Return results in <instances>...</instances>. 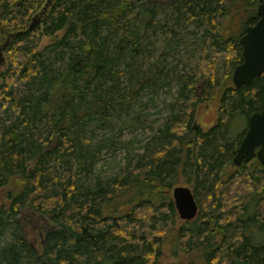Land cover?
<instances>
[{
  "label": "trees",
  "instance_id": "trees-1",
  "mask_svg": "<svg viewBox=\"0 0 264 264\" xmlns=\"http://www.w3.org/2000/svg\"><path fill=\"white\" fill-rule=\"evenodd\" d=\"M263 1L0 0V45L17 33L0 75V264H158L165 242L173 257L194 252L201 264H264V167L232 161L249 116L264 108V76L239 89L232 82L239 39ZM163 27L202 31L197 69L171 67L172 79L158 60L143 69ZM198 82L222 86L206 131L196 124ZM172 84L152 135L116 142L121 127L146 128L136 110L143 95L155 106L158 88ZM117 147L129 151L125 165L97 177L103 151ZM179 181L199 210L174 229Z\"/></svg>",
  "mask_w": 264,
  "mask_h": 264
},
{
  "label": "rangeland",
  "instance_id": "rangeland-1",
  "mask_svg": "<svg viewBox=\"0 0 264 264\" xmlns=\"http://www.w3.org/2000/svg\"><path fill=\"white\" fill-rule=\"evenodd\" d=\"M159 13L160 15L157 17V22L162 24L165 22V9L159 8ZM173 30L175 35H172V33L165 29V27L158 30V39L154 44L155 52L152 53V58H149V60L143 64V69L149 68L157 60L159 61L160 66L162 63L166 64L164 67L165 73H168V79H172L171 67H174L176 73L188 72L190 70L197 69L199 64H201V59L204 54L203 51L206 47L205 37L203 36L202 31L198 30L196 27H187L183 29L173 27ZM47 42L48 39H44L42 44L44 45ZM171 44L174 46V48L170 51H165L166 46ZM208 53L211 54L210 51ZM223 53L224 51H221V56L217 64L218 76H221L224 73ZM163 55H165V57ZM7 64L8 62L5 57L4 63L2 66H0V75L7 67ZM171 86L172 89L170 91L165 86L158 88L157 95L153 99L155 100V106L150 104L149 100L151 95L147 93V95L144 94L142 98V105H144V108L139 107L138 109L136 108V110L139 111L142 109L141 118L144 120L146 128L143 130L139 129L138 131H132L131 128L121 127V133L117 135V139L115 141L125 144L133 138L140 139L142 136H145L146 138L151 136L152 131L157 126V124H160L161 120L168 115L167 103L173 99V94L176 89L174 84ZM221 90V85L216 87L214 90H206V87L201 82H198L195 92L197 93V97L201 98V101L196 107V124L203 131L208 130L214 124L217 118ZM244 125V119L240 118L236 124V128L238 129L236 133H240ZM95 134L99 139L101 136L100 133L96 132ZM128 152L129 151L126 150L125 147H117L115 150L103 151L101 159L97 162L94 168L95 175L105 179L117 176L119 174L120 168L126 163L125 157L128 155ZM134 152L139 153L140 150L135 149ZM176 186H188L191 189V186L185 184L183 181H179ZM240 187L243 188V186ZM2 197H4V195L0 193V206H4L6 204ZM176 215V222L174 223V226L171 225V227L174 229H176L182 222V220L178 217L177 212ZM170 230L173 231V229ZM172 231L169 233V237H172ZM163 232L164 231H161L159 234H162ZM162 250V256L158 264H182V262L185 261L184 255L191 259L194 264H201L194 252L189 254L180 252L177 257H173L170 254L169 247L167 246L166 242L164 243Z\"/></svg>",
  "mask_w": 264,
  "mask_h": 264
},
{
  "label": "water",
  "instance_id": "water-1",
  "mask_svg": "<svg viewBox=\"0 0 264 264\" xmlns=\"http://www.w3.org/2000/svg\"><path fill=\"white\" fill-rule=\"evenodd\" d=\"M258 20L247 26L239 39L242 48V62L232 74V82L236 88L249 85L254 78L264 76V1L257 7ZM42 13L32 18L29 29L40 22ZM9 34L0 45V66L4 63L3 51L8 46ZM257 158L264 167V108L254 112L248 119L247 130L233 157V164L240 166ZM172 200L178 217L182 221L193 220L198 213V205L188 186H175L172 189Z\"/></svg>",
  "mask_w": 264,
  "mask_h": 264
},
{
  "label": "flooded vegetation",
  "instance_id": "flooded-vegetation-1",
  "mask_svg": "<svg viewBox=\"0 0 264 264\" xmlns=\"http://www.w3.org/2000/svg\"><path fill=\"white\" fill-rule=\"evenodd\" d=\"M235 88H236V87H235ZM252 114H253V113H252ZM252 114H251V115H252ZM251 115H250V116H251ZM250 116H249V117H250ZM248 119H249V118H248ZM247 124H248V120H247ZM246 130H247V128H246ZM245 132H246V131H245ZM244 134H245V133H244ZM242 138H243V137H242ZM241 140H242V139H241ZM240 142H241V141H240ZM256 159H257V158H256ZM243 163H244V162H243ZM197 205H198V204H197Z\"/></svg>",
  "mask_w": 264,
  "mask_h": 264
}]
</instances>
